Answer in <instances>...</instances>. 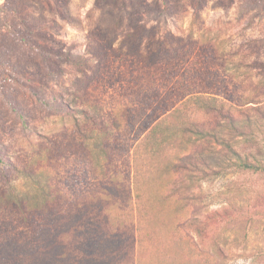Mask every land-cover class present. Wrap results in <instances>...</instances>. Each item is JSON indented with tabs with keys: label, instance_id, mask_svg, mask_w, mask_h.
<instances>
[{
	"label": "rangeland",
	"instance_id": "obj_1",
	"mask_svg": "<svg viewBox=\"0 0 264 264\" xmlns=\"http://www.w3.org/2000/svg\"><path fill=\"white\" fill-rule=\"evenodd\" d=\"M161 1L0 0V264H264V176L228 171L181 201L167 185L188 177L167 173L163 129L187 85L230 87L216 48L258 40L264 62V17L245 0L198 13L173 0L183 12L157 17ZM143 28L171 34L187 59L149 57ZM88 48L104 49L100 67ZM149 89L122 103L131 125L118 132L122 97ZM79 123L104 154L77 143ZM183 210L196 219L177 231Z\"/></svg>",
	"mask_w": 264,
	"mask_h": 264
},
{
	"label": "trees",
	"instance_id": "obj_2",
	"mask_svg": "<svg viewBox=\"0 0 264 264\" xmlns=\"http://www.w3.org/2000/svg\"><path fill=\"white\" fill-rule=\"evenodd\" d=\"M197 1L199 4L193 3V11L196 13L201 10L200 4L205 5L208 0ZM222 1L229 5L236 0ZM244 3L242 12L254 11L252 20L256 17H264V7H261L264 0H245ZM153 11L157 17L183 12L173 0H162L161 5L158 4ZM145 31H141L142 36L148 32ZM148 33L150 36L146 47L149 57L155 59L157 55L161 56L165 59V63L170 60L172 54L177 63L180 59L182 62L187 59L186 52L190 49H186L185 45L178 46V49L174 48L171 44L173 41L171 34L167 36L168 40L160 37L158 30ZM90 41L98 44L95 40ZM182 42L184 39L179 37L178 43ZM257 43L258 40H250L231 50L216 48V60L230 68L227 75L230 87H221L218 84L219 78L211 83V86L187 85L183 92L185 99L182 100L180 107L171 113L173 121L174 117L177 118V123L170 125L169 117L164 118L169 124L163 128L168 135L167 145L176 153L175 162L166 167V171L173 176L189 179H187L189 186H179L182 181L178 178L167 185L173 192L179 194L181 201L190 203V197L196 199L191 191L192 188L198 187L202 181L214 180L228 171L264 176V62L260 60L262 50L257 47ZM134 45L133 47L136 48L137 43ZM88 50L90 60L99 62L100 67L102 61L98 60V53L103 55L104 49L88 48ZM85 64V70H93L89 63ZM177 70L178 68L175 71ZM154 91L149 89L145 92H137V96L122 97L124 100L122 102L121 99L113 119V126L118 132L128 129L131 125L130 111L127 112L122 103L139 101L141 104L147 97L149 100L152 99ZM75 139L80 145L92 147L95 153L104 154V144L100 135L98 140L92 132L84 129L81 123L77 124ZM154 165L159 167L157 163ZM10 194L6 196L9 200L19 197L13 192ZM44 195H47V192ZM186 211L183 210L176 221L177 231L181 229L186 219L190 221L196 219L187 217Z\"/></svg>",
	"mask_w": 264,
	"mask_h": 264
}]
</instances>
